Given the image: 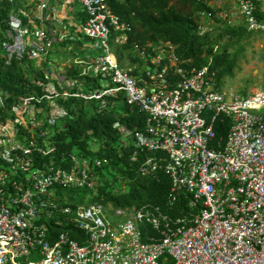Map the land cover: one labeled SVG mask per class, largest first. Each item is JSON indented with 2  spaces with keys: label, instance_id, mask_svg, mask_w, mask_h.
I'll list each match as a JSON object with an SVG mask.
<instances>
[{
  "label": "built area",
  "instance_id": "obj_1",
  "mask_svg": "<svg viewBox=\"0 0 264 264\" xmlns=\"http://www.w3.org/2000/svg\"><path fill=\"white\" fill-rule=\"evenodd\" d=\"M9 1L4 65L24 60L46 81H36L40 94L9 102L0 85V264H264V86L247 95L222 90L210 61L186 69L168 42L135 44L141 65L121 68L109 39L125 43L128 25L106 0ZM195 1L231 3L247 31L264 32V0ZM73 9L85 16L82 36ZM81 39L74 56L48 59L55 44ZM75 65L95 87L84 90L67 76ZM119 94L147 117L143 131L120 129L133 141L131 161L150 154L139 174L164 173L169 202L188 197L184 215L60 202L58 190H92L91 172L101 161L65 154L50 139L66 115L57 100L97 101L101 108ZM220 118L229 127L217 136Z\"/></svg>",
  "mask_w": 264,
  "mask_h": 264
},
{
  "label": "trees",
  "instance_id": "obj_2",
  "mask_svg": "<svg viewBox=\"0 0 264 264\" xmlns=\"http://www.w3.org/2000/svg\"><path fill=\"white\" fill-rule=\"evenodd\" d=\"M106 2L111 11L129 28L126 43L112 45L119 64L123 54L130 51L128 59L131 64L138 62L141 65L133 44L142 48L148 43L156 47L168 42L180 65L186 69L199 68L210 61V69L216 72L218 86L222 85L224 79L234 76L238 57L243 52L241 42L252 34L241 23L226 24L218 17V8L195 0ZM13 4L14 2L9 0H0V85L10 95L8 102L14 97L40 94L36 81H46L40 70L35 71L30 63L24 60L21 62L28 64L26 68H22L23 63L18 62L4 65L1 43L5 39L7 19ZM84 18L83 13H76L79 36H82ZM203 18L216 20L218 26L214 30L199 33ZM113 36L110 37L111 44ZM224 39H227L226 42L219 46ZM66 43H70L73 50L78 52L77 48L85 41H67L62 45ZM66 74L82 81L84 90L95 87L96 80L81 76L80 68L76 65L68 69ZM131 74L136 76L138 69L133 70ZM57 103L66 115L54 126L50 139L65 154L73 153L101 161V165L91 172L93 189L58 190L60 202L71 208L98 203L112 210L126 212L146 206L157 208L169 217L181 216L187 212V196L181 195L176 202H169L171 184L164 173L157 171L151 177L139 174L140 163L150 154H138V159L131 161L133 141L130 138L123 140L120 129L125 128L132 133L143 131L147 117L127 105L122 94L107 97L105 106L101 108L97 101H84L74 97L58 99ZM228 127L229 121L226 118L218 119L217 136L224 135ZM117 183L118 186L115 187ZM70 233L74 237L79 236V232L74 228Z\"/></svg>",
  "mask_w": 264,
  "mask_h": 264
},
{
  "label": "rangeland",
  "instance_id": "obj_3",
  "mask_svg": "<svg viewBox=\"0 0 264 264\" xmlns=\"http://www.w3.org/2000/svg\"><path fill=\"white\" fill-rule=\"evenodd\" d=\"M218 17H220L226 24L240 23L237 17L236 8L231 4H224L217 7ZM218 26V23L214 19H202L199 33L208 32L214 30ZM224 39L220 42L219 46L226 42ZM243 52L240 54L237 60V67L234 70V76L232 78H226L222 82V90L231 91L238 95H247L255 88L264 86V32H254L247 40H243ZM231 51V49H230ZM75 50L72 45L62 46L55 44L51 57L49 60L64 59L71 55L74 56ZM131 55L130 51H127L122 56V62L119 64L121 68H131L132 64L128 59ZM43 70L47 71V69ZM94 149L96 146H93ZM118 183L115 184V187Z\"/></svg>",
  "mask_w": 264,
  "mask_h": 264
},
{
  "label": "clouds",
  "instance_id": "obj_4",
  "mask_svg": "<svg viewBox=\"0 0 264 264\" xmlns=\"http://www.w3.org/2000/svg\"><path fill=\"white\" fill-rule=\"evenodd\" d=\"M78 12H81V11H78V10H75V9H73V10H71L70 11V15H71V18L73 19V22H74V24L76 25V27H75V29H77V25L79 24V21H77V19H76V13H78ZM81 13H83V12H81ZM83 16H84V14H83ZM85 17V16H84ZM84 20H85V18H84ZM84 22V21H83ZM128 30H129V28H128ZM128 30H126L125 31V35H126V40H127V31ZM112 35H114V34H112ZM111 35V36H112ZM110 36V37H111ZM113 38H114V36H113ZM113 38H112V44H111V41H110V39H109V43H110V46H111V50H112V52H113V54L115 55V53H114V51H113V49H112V45H122V44H115L114 42H113ZM76 41V40H75ZM85 41V40H84ZM67 42V41H66ZM69 42H71V41H69ZM63 43V42H62ZM62 43H59L58 45H62ZM125 43H126V41H125ZM124 44V43H123ZM69 45H71L70 43H66L65 45H62V46H69ZM134 45L135 44H133V47H134ZM137 45V44H136ZM138 46V45H137ZM81 47V46H80ZM80 47H78L77 48V50H79V48ZM138 48H140V47H138ZM134 50L137 52V50L134 48ZM75 53H76V51H75ZM75 55V54H74ZM115 57H116V55H115ZM138 57V56H137ZM116 59H117V57H116ZM117 62H118V59H117ZM118 64H119V62H118ZM135 65V64H134ZM134 65H132V66H134ZM120 66V65H119ZM132 68V67H131ZM127 69V68H126ZM130 69V68H129Z\"/></svg>",
  "mask_w": 264,
  "mask_h": 264
}]
</instances>
